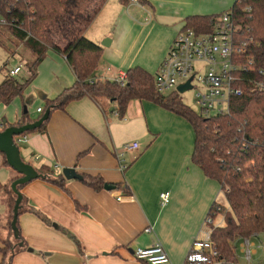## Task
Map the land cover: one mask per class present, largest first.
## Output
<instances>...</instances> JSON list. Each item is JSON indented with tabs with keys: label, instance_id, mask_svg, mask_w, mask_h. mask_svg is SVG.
I'll return each mask as SVG.
<instances>
[{
	"label": "crops",
	"instance_id": "0c3cea01",
	"mask_svg": "<svg viewBox=\"0 0 264 264\" xmlns=\"http://www.w3.org/2000/svg\"><path fill=\"white\" fill-rule=\"evenodd\" d=\"M143 1L151 16L126 0H107L86 30L104 47L95 78L114 80L135 66L155 74L187 17L218 15L236 2ZM3 52L0 68L23 69L21 61L10 66L12 56ZM4 78L0 70V84ZM74 81L65 57L48 51L23 96L0 104V121L18 125L24 115L36 121L45 100L55 98ZM115 106L110 101L105 111L89 96L73 100L65 109L52 112L45 131L28 134L20 152L26 162L35 166L30 160L37 161L36 168L47 165L55 175L75 167L82 174L101 175L109 185H128L131 192L95 190L78 179L66 180L65 190L46 176L24 184L18 223L26 248L15 254L13 264H150L133 252L157 242L169 254L166 264H187L186 255L212 205L217 202L228 209L219 182L192 162L195 133L187 119L147 100H131L122 118L113 112ZM133 142L139 148L123 156L125 146ZM16 175L15 169L2 164L0 154V182L8 183ZM164 192L169 193L165 204L160 196ZM0 193L1 213L8 224L9 197ZM221 216L219 222L215 217L217 226L224 225ZM6 235H11L10 228ZM11 238L17 245L24 243L13 234ZM241 240L236 241L240 264H264L263 248L254 249L250 262L246 261ZM252 241L264 246V232L252 236ZM2 258L0 252V263Z\"/></svg>",
	"mask_w": 264,
	"mask_h": 264
},
{
	"label": "trees",
	"instance_id": "16d2710c",
	"mask_svg": "<svg viewBox=\"0 0 264 264\" xmlns=\"http://www.w3.org/2000/svg\"><path fill=\"white\" fill-rule=\"evenodd\" d=\"M106 1L18 0L16 8L8 15L15 22L0 25V46L11 56L19 53L21 64L29 73L21 80L2 67L5 78L0 84V104H10L16 97L23 96L27 86L37 76L39 64L48 51L53 50L65 57L74 72L75 81L55 98H47L43 113L50 109L51 116L52 112L65 109L73 100L89 96L105 111L106 103L115 102L113 112L120 118L124 117L129 102L134 99L154 102L184 117L192 124L195 133L192 162L207 177L219 182L229 203L228 209H225L224 225L214 227L212 232V239L220 251V261L222 264H240L236 241L264 232V90L245 78L242 83L244 93L231 98L228 112L206 115L188 106L178 90L160 93L155 85L154 74L143 67L129 68L123 79L95 78L94 73L102 59L104 47L89 38L86 30ZM248 5L252 7L250 12L246 10ZM231 10L234 20L249 26V34L262 44L257 55L263 61L261 65H264V0H236ZM220 16H190L183 28L206 32L212 29L211 22L217 21ZM50 116L40 127L22 135L45 131ZM33 121L24 115L17 124ZM9 125L8 122L0 121V129ZM0 154L2 164L11 167L6 155L1 151ZM37 170L46 176V180L67 190V179L62 172L55 175L47 165L37 167ZM21 176L17 172L8 183L0 182V191L6 192L9 197L8 226L11 233L2 240L0 252L3 258L0 264H13L15 254L26 248L21 233L19 239L24 242L22 246L11 238L13 208L17 198L11 183ZM83 176L82 182L95 190H101L107 184L101 175ZM23 186L19 185L18 189ZM113 186L131 192L129 186L123 183Z\"/></svg>",
	"mask_w": 264,
	"mask_h": 264
},
{
	"label": "built area",
	"instance_id": "2783aa9c",
	"mask_svg": "<svg viewBox=\"0 0 264 264\" xmlns=\"http://www.w3.org/2000/svg\"><path fill=\"white\" fill-rule=\"evenodd\" d=\"M17 2L0 0V25L15 22L8 15L16 8ZM128 2L151 16V9L143 0ZM246 10L250 12L252 7L248 5ZM211 24L212 29L206 32H198L190 27L180 29L154 74L155 85L160 93L178 90L180 85L189 83L190 89L195 90L194 100L198 109L206 115L228 112L231 98L244 93L242 83L245 78L264 90V65H261L263 61L257 55L262 44L249 34L250 27L236 22L231 9L221 13L217 21ZM20 70V66L9 69L11 75H17ZM124 77L125 73L118 78ZM38 112L43 113V109L38 108ZM14 140L19 145L27 140V135H17ZM138 148L139 143L133 142L124 149L127 152ZM121 168H126V165L122 164ZM160 196L163 204L169 199L167 192ZM118 198L121 199V196ZM218 214L224 215L225 209L221 204L214 203L203 221L200 233L192 242L185 263L210 264L220 261V251L212 239ZM146 230L150 231V228ZM240 247L247 262H250L254 249H264L262 244L252 241V236L242 238ZM133 253L137 259L150 264L170 262L169 254L160 242L147 248L139 247Z\"/></svg>",
	"mask_w": 264,
	"mask_h": 264
},
{
	"label": "water",
	"instance_id": "95a60500",
	"mask_svg": "<svg viewBox=\"0 0 264 264\" xmlns=\"http://www.w3.org/2000/svg\"><path fill=\"white\" fill-rule=\"evenodd\" d=\"M191 85L189 83L180 85L178 91L184 93L186 90L190 89ZM26 112V108H25ZM50 109H47L42 116L34 122H28L24 125H10L5 129H0V151L6 155L7 162L9 165L15 169L17 172L21 173L22 176L14 180L11 184V188L16 193V203L13 208V217H12V229L15 238L19 239L20 231L18 227V217L20 213L21 202L23 200V195L18 189L19 185L26 184L33 179L43 178L44 174L40 173L35 166L26 162L20 152V148L14 140V137L21 135L25 132L32 131L40 127L50 116ZM64 177L67 180L78 179L83 180L84 176L82 173H79L75 167H65L62 170ZM114 186L106 184L105 189L112 190ZM22 246L23 243L21 242Z\"/></svg>",
	"mask_w": 264,
	"mask_h": 264
},
{
	"label": "rangeland",
	"instance_id": "374dc122",
	"mask_svg": "<svg viewBox=\"0 0 264 264\" xmlns=\"http://www.w3.org/2000/svg\"><path fill=\"white\" fill-rule=\"evenodd\" d=\"M0 47L3 48L2 46H0ZM1 48H0V53L1 54H4V52H3V49L4 48L2 50H1ZM4 50H6V49H4ZM9 63H10V66H12V65H14L16 63H20L19 53H17L14 56H12V59H10ZM0 70H2V68H0ZM2 73L5 74L4 73V70H2ZM28 73H29L28 70L25 67H23V69L17 74V77L19 79L23 80V79H25L28 76ZM171 92L172 91H168L165 94H168V93H171ZM194 92H195L194 89H190V90L182 93V98H183V101L188 106H190L193 110H195V111L198 112L200 110L198 109V106L195 103V100H194L195 99ZM25 145H26L25 143H19L18 146L23 151V148L25 147ZM122 152H123V156H125L128 153V152H125V149ZM30 162H32L33 164H35V166H38V162L35 161V160H33V159L30 160ZM125 165L127 166L128 163H126ZM2 200H4L3 193H0V245L2 243V240L5 239L6 236H7L6 235V231L9 230L8 224L6 223V221L4 219L3 213H1L2 212V207H3L2 206ZM225 207H227V206H225ZM216 220H217V222H219V221L222 220L221 214H218V217H217ZM12 234L14 236V233H12ZM14 238H15V236H14Z\"/></svg>",
	"mask_w": 264,
	"mask_h": 264
}]
</instances>
